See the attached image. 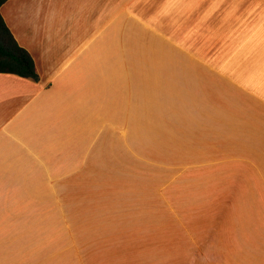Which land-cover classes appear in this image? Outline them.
<instances>
[{
  "label": "rangeland",
  "instance_id": "1",
  "mask_svg": "<svg viewBox=\"0 0 264 264\" xmlns=\"http://www.w3.org/2000/svg\"><path fill=\"white\" fill-rule=\"evenodd\" d=\"M128 4L117 51L103 42L102 80L117 84L103 137L85 170L51 171L57 184L0 188V264L60 257L53 194H253L264 178V0Z\"/></svg>",
  "mask_w": 264,
  "mask_h": 264
},
{
  "label": "crops",
  "instance_id": "2",
  "mask_svg": "<svg viewBox=\"0 0 264 264\" xmlns=\"http://www.w3.org/2000/svg\"><path fill=\"white\" fill-rule=\"evenodd\" d=\"M128 10V0H8L1 6L39 80L0 73V188L54 185L47 181L53 170H85L103 137L102 107L117 90L115 81L102 80L103 42L112 41L113 50L115 41L117 51L113 27ZM255 185L253 194L185 199L53 194V203L63 202L64 226L61 255L52 264H264V178ZM54 207L40 216L47 224ZM51 260L49 254L46 264Z\"/></svg>",
  "mask_w": 264,
  "mask_h": 264
},
{
  "label": "trees",
  "instance_id": "3",
  "mask_svg": "<svg viewBox=\"0 0 264 264\" xmlns=\"http://www.w3.org/2000/svg\"><path fill=\"white\" fill-rule=\"evenodd\" d=\"M8 0H0L1 6ZM0 73L15 74L39 80L35 62L30 53L16 41L0 14Z\"/></svg>",
  "mask_w": 264,
  "mask_h": 264
}]
</instances>
